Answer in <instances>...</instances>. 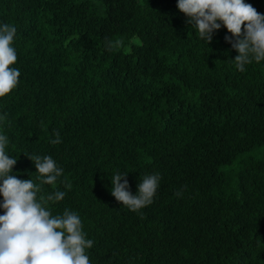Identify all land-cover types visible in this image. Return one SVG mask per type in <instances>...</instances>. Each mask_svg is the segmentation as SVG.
<instances>
[{
  "label": "trees",
  "instance_id": "16d2710c",
  "mask_svg": "<svg viewBox=\"0 0 264 264\" xmlns=\"http://www.w3.org/2000/svg\"><path fill=\"white\" fill-rule=\"evenodd\" d=\"M4 24L20 71L0 98L11 174L52 216L80 217L90 264H264V61L239 71L227 29L207 44L177 0H0ZM28 155L63 169L55 186ZM117 173L132 195L159 174L153 202L116 201Z\"/></svg>",
  "mask_w": 264,
  "mask_h": 264
},
{
  "label": "clouds",
  "instance_id": "9594fccd",
  "mask_svg": "<svg viewBox=\"0 0 264 264\" xmlns=\"http://www.w3.org/2000/svg\"><path fill=\"white\" fill-rule=\"evenodd\" d=\"M177 8L188 18L199 38L210 44L213 33L222 26L231 37L225 40L238 52L234 62L239 71L253 61H264V14L245 0H177ZM16 28L0 26V98L11 94L19 83L20 71L12 65L17 62L13 47ZM234 38V42H233ZM110 50V49H109ZM57 139L51 143L59 144ZM9 139L0 134V195L3 196L4 214L0 215V264H90L86 249L93 246L85 238L80 217L65 209L62 215L52 216L38 201L39 187L32 179H19L12 175L17 159L6 153ZM34 162L41 183L55 186L63 173L51 156H29ZM127 173L111 178V194L129 210L137 212L150 205L156 195L161 177L146 175L138 184V193L132 195ZM124 181L121 183V181ZM71 189V184H66ZM64 191H55L47 201L60 202Z\"/></svg>",
  "mask_w": 264,
  "mask_h": 264
}]
</instances>
